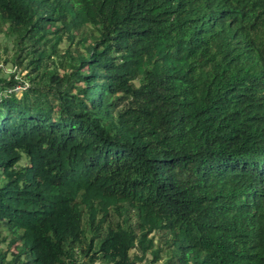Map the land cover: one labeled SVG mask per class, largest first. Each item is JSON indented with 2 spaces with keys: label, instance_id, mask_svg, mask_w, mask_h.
Segmentation results:
<instances>
[{
  "label": "trees",
  "instance_id": "16d2710c",
  "mask_svg": "<svg viewBox=\"0 0 264 264\" xmlns=\"http://www.w3.org/2000/svg\"><path fill=\"white\" fill-rule=\"evenodd\" d=\"M0 49V264H264V0H0Z\"/></svg>",
  "mask_w": 264,
  "mask_h": 264
},
{
  "label": "rangeland",
  "instance_id": "374dc122",
  "mask_svg": "<svg viewBox=\"0 0 264 264\" xmlns=\"http://www.w3.org/2000/svg\"><path fill=\"white\" fill-rule=\"evenodd\" d=\"M4 52L0 49V54H3ZM3 57H6L5 54H3ZM12 73H15L16 79H18L19 84L15 86V90H21L23 89L24 85L28 86V81L25 80L20 71L13 67L11 65V62L4 63L3 61H0V77H10ZM155 241L157 240L156 237L154 239ZM148 260H152V257L150 253H147L145 256V259L140 263V264H149ZM155 264H162V260H158Z\"/></svg>",
  "mask_w": 264,
  "mask_h": 264
},
{
  "label": "clouds",
  "instance_id": "9594fccd",
  "mask_svg": "<svg viewBox=\"0 0 264 264\" xmlns=\"http://www.w3.org/2000/svg\"><path fill=\"white\" fill-rule=\"evenodd\" d=\"M28 86H29V84H28ZM28 86H27V85H24V86H23V89L26 88V87H28ZM21 90H22V89H21Z\"/></svg>",
  "mask_w": 264,
  "mask_h": 264
}]
</instances>
